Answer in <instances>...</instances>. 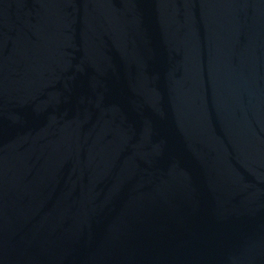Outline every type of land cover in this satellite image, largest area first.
Masks as SVG:
<instances>
[{
    "label": "water",
    "instance_id": "obj_1",
    "mask_svg": "<svg viewBox=\"0 0 264 264\" xmlns=\"http://www.w3.org/2000/svg\"><path fill=\"white\" fill-rule=\"evenodd\" d=\"M0 264H264V0H0Z\"/></svg>",
    "mask_w": 264,
    "mask_h": 264
}]
</instances>
